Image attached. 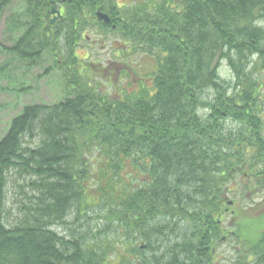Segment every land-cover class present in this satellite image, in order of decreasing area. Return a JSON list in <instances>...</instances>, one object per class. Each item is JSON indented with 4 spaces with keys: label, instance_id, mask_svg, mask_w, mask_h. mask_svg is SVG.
I'll return each instance as SVG.
<instances>
[{
    "label": "trees",
    "instance_id": "16d2710c",
    "mask_svg": "<svg viewBox=\"0 0 264 264\" xmlns=\"http://www.w3.org/2000/svg\"><path fill=\"white\" fill-rule=\"evenodd\" d=\"M15 1L22 34L7 51L29 65L45 53L46 71L67 74L61 101L25 106L0 139V264H214L225 210L264 191V0H0V16ZM93 34L118 40L114 72L132 74L138 92L95 88L100 73L76 51ZM141 58L154 63L143 77L128 63ZM222 63L231 80L219 77ZM12 175L29 204L8 225ZM88 213L116 225L125 247L53 227ZM248 223L240 217L236 233ZM247 238L232 264H264V231Z\"/></svg>",
    "mask_w": 264,
    "mask_h": 264
},
{
    "label": "rangeland",
    "instance_id": "374dc122",
    "mask_svg": "<svg viewBox=\"0 0 264 264\" xmlns=\"http://www.w3.org/2000/svg\"><path fill=\"white\" fill-rule=\"evenodd\" d=\"M132 1L144 4L147 0H117L119 6L126 5V3H131ZM22 10L23 6L21 3L15 1L0 16V139L6 134L11 119L18 115L25 106L52 105L61 101L65 95L64 85L67 72L64 74L59 70L52 72L46 71L52 61L49 55L44 53L39 60L35 59V62L29 65L28 62L20 59L18 55L7 51L22 34V29L17 28V20H19V25L23 22V17L21 15L19 16ZM13 23L15 27H13ZM120 48L122 47L118 43V40L109 38L104 42L100 37L93 34L88 36L85 42H80L76 49L81 56L88 54L87 63L90 61L95 64V67L90 65V68L92 72L94 68V72H99L100 74L99 77H95L96 80H92L91 82L101 93L118 95L119 92L123 91H139L136 82L133 81L134 83L132 82L131 84V79H133L132 74H129L127 78L117 71L114 72L119 67L118 63L123 60L118 53ZM128 63L132 67V71L140 76H146L148 74L147 70L149 72L152 70L150 66L154 67V63L149 58H141L139 60L131 59V62ZM145 63L149 66L146 67ZM218 75L221 79L227 81L233 77L225 63H222L218 69ZM83 81H88L86 76H83ZM112 83L115 84L113 85ZM262 85L261 94L263 96L262 101H264V77ZM262 109L264 110V107ZM262 119L264 124V111L262 113ZM96 156V153L92 154L93 159H96ZM19 176L12 175L11 181H15V186L10 184L6 190L8 225H13L18 222L29 204L24 196V193H29V189L26 188L25 182ZM125 177V182L129 186L132 185L133 188L140 181L139 177L131 172V169L127 170ZM243 185L251 186L248 181H243ZM23 208L25 209L23 210ZM232 208L237 213L232 216L226 213L224 214L225 228H227L230 220L237 223L240 217L247 219L249 222L247 225L248 228H246L247 226L243 227V232H245L240 233L239 231L237 235L244 240V246L253 244L255 241L247 237L250 236L253 240H256L258 235L264 231V191L258 195H250L244 192L243 197L237 200ZM96 216L97 214L88 213L87 218L84 216L79 221H75L71 216L67 224L55 225L53 227L59 234L66 236H69L70 232L75 231L84 233L89 243L93 245H104L106 242H109L108 240H112L111 246H114L116 251L122 250L125 247L122 238L125 234L117 231L115 228L116 225L110 228L114 229V232H110L102 221L95 220L94 217ZM151 224H156V221H152ZM231 230L236 232V225L231 227ZM226 252L227 244L219 243L218 255L216 256L214 264H232V256L229 255L227 257Z\"/></svg>",
    "mask_w": 264,
    "mask_h": 264
},
{
    "label": "flooded vegetation",
    "instance_id": "af4514ba",
    "mask_svg": "<svg viewBox=\"0 0 264 264\" xmlns=\"http://www.w3.org/2000/svg\"><path fill=\"white\" fill-rule=\"evenodd\" d=\"M226 213L228 214V208L225 210ZM234 224L236 225L237 223H234V221L230 220L228 222L227 228L224 230V234L220 237L219 239V243L223 244H227V252H226V256L228 257L229 255L232 256L230 259L231 261H233V259L235 258V251H238L239 248L243 245V239H241L236 232L228 229L229 227H233ZM240 226V225H238ZM249 261L252 260L251 257L248 258Z\"/></svg>",
    "mask_w": 264,
    "mask_h": 264
},
{
    "label": "water",
    "instance_id": "95a60500",
    "mask_svg": "<svg viewBox=\"0 0 264 264\" xmlns=\"http://www.w3.org/2000/svg\"><path fill=\"white\" fill-rule=\"evenodd\" d=\"M50 13L54 15V18L51 20V23H53L58 17H60L59 11L54 5L50 9ZM96 17L104 25H107L109 23V17L106 14L100 12L99 10L96 11Z\"/></svg>",
    "mask_w": 264,
    "mask_h": 264
}]
</instances>
